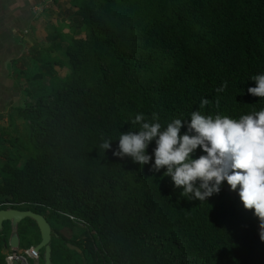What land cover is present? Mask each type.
Instances as JSON below:
<instances>
[{
	"label": "trees",
	"instance_id": "trees-1",
	"mask_svg": "<svg viewBox=\"0 0 264 264\" xmlns=\"http://www.w3.org/2000/svg\"><path fill=\"white\" fill-rule=\"evenodd\" d=\"M69 3L52 20L51 49L63 58L41 57L35 73L49 92L9 114L27 128L23 144L10 141L12 152L0 154V204H29L47 219L54 264H264L258 218L227 182L207 201L189 200L163 168L152 170L153 161L141 166L112 155L119 133L132 129L140 112L159 114L166 126L193 110L238 118L264 108V98L247 93L255 86L251 77L264 73V0ZM54 65L69 71L61 75ZM225 81L227 88L216 92ZM204 98L209 104L201 109ZM105 136L112 149L102 151ZM65 214L90 228L66 236L57 223L70 221ZM31 225L40 241L35 222L22 219L24 249L32 245ZM10 233L4 221L0 241Z\"/></svg>",
	"mask_w": 264,
	"mask_h": 264
},
{
	"label": "clouds",
	"instance_id": "clouds-1",
	"mask_svg": "<svg viewBox=\"0 0 264 264\" xmlns=\"http://www.w3.org/2000/svg\"><path fill=\"white\" fill-rule=\"evenodd\" d=\"M251 80L255 86H249L247 93L264 98V73ZM227 86L222 82L215 91L223 92ZM208 104L204 98L199 107ZM130 123L134 127L119 133L116 149H112L110 136L101 139L99 148L112 149L113 156H127L141 166L153 161L152 170L163 168V175L170 176L173 186L181 189L180 195L189 200L207 201L227 182L244 209L258 218L259 237L264 241V108L238 118L193 110L189 119L173 118L166 126L159 114L140 112ZM197 149L203 154L194 158Z\"/></svg>",
	"mask_w": 264,
	"mask_h": 264
},
{
	"label": "rangeland",
	"instance_id": "rangeland-1",
	"mask_svg": "<svg viewBox=\"0 0 264 264\" xmlns=\"http://www.w3.org/2000/svg\"><path fill=\"white\" fill-rule=\"evenodd\" d=\"M47 1V0H46ZM53 1V0H52ZM56 4L52 2L48 3V5H39L35 6L34 8L37 9L36 17H34L27 26L26 33H23V55L22 57L14 63V66L8 68V79L1 80L0 77V106L5 105L4 110L0 108V154L5 150L7 153H11L14 145L16 144H23V140L21 135L26 130V124L23 118L18 116H14L13 121L10 122L8 119L9 114L12 113V110L16 106L24 105L25 101H32V97L46 94L49 92V87L46 85L44 78L45 77H35V73L38 72V66H40L43 59L41 57H46V59H54L57 58L61 60L63 58L62 54L57 51L51 49V42L54 38L55 31L53 29V22L63 11L68 10L70 8L69 0H57ZM49 6H51L49 8ZM66 15V13L64 14ZM65 31L68 29L65 28ZM33 50V51H31ZM34 52V55L39 52L38 57L36 58L33 55V58L28 60V53ZM29 61V66L27 65L26 61ZM26 63L25 65L21 66V64ZM21 66V67H20ZM28 66V67H27ZM68 65H54V69L61 75H64L68 72ZM4 71L0 70L1 73ZM7 97V98H6ZM1 139H4V142H1ZM10 141L12 143H10ZM16 147V146H15ZM2 155V154H1ZM0 155V163L3 162L5 157ZM12 155V154H10ZM22 158L20 159L19 163L22 162ZM18 209H31L33 210L34 207L29 204H21L18 206ZM58 226L65 232L66 236H79L82 235V231L90 228L85 223L80 221H72L70 219H58L57 221ZM30 234L27 236V239L32 245H36L37 243L34 242L36 238H34L33 234L36 233V227L31 225L30 226ZM11 234V233H10ZM91 234H95L93 231ZM9 239V235L7 241ZM6 241V242H7ZM5 242L0 241V258L6 257L11 254V250L9 246H4ZM20 245V244H19ZM19 250H24V246H19ZM40 255V254H39ZM25 263L24 264H39L40 260L36 261L33 258L24 256ZM6 262V261H5Z\"/></svg>",
	"mask_w": 264,
	"mask_h": 264
},
{
	"label": "crops",
	"instance_id": "crops-1",
	"mask_svg": "<svg viewBox=\"0 0 264 264\" xmlns=\"http://www.w3.org/2000/svg\"><path fill=\"white\" fill-rule=\"evenodd\" d=\"M52 0H0V70L1 80L8 79V68L23 53V33L29 22L36 17L32 9ZM54 2V0L52 1Z\"/></svg>",
	"mask_w": 264,
	"mask_h": 264
},
{
	"label": "water",
	"instance_id": "water-1",
	"mask_svg": "<svg viewBox=\"0 0 264 264\" xmlns=\"http://www.w3.org/2000/svg\"><path fill=\"white\" fill-rule=\"evenodd\" d=\"M29 218L33 220L40 233V241L34 245V250L36 252H42L41 258L43 264H54L51 259V246L50 240L52 235V229L45 217L34 210L31 209H18L15 207L0 208V229L4 221L10 222L11 234L4 246H9L11 250L12 259L10 264H20L17 258V252L19 250L20 239L17 232L18 224ZM72 249L78 250L76 246L70 245Z\"/></svg>",
	"mask_w": 264,
	"mask_h": 264
},
{
	"label": "built area",
	"instance_id": "built-area-1",
	"mask_svg": "<svg viewBox=\"0 0 264 264\" xmlns=\"http://www.w3.org/2000/svg\"><path fill=\"white\" fill-rule=\"evenodd\" d=\"M37 9H38V8H37ZM37 9H36V8H34V10L32 9V11H33V13H34L35 15H36V13H37ZM0 205H6L7 207H12L13 204H11V203H3V204H0ZM65 215H66V214H65ZM67 216H68V217H67ZM66 217L69 218V219H71L72 221H75V222H77V221L82 222L81 220L75 218V217H74L73 215H71V214H67ZM24 256H27V257L33 258V259H35L36 261L39 260V252H36V251L34 250V245L29 246L27 249H24L23 251H22V250H18V252H17V258H18L20 264H24V263H25V258H24ZM11 259H12V255L10 254V255H8V256L6 257V260H5V261H6V264H10Z\"/></svg>",
	"mask_w": 264,
	"mask_h": 264
}]
</instances>
